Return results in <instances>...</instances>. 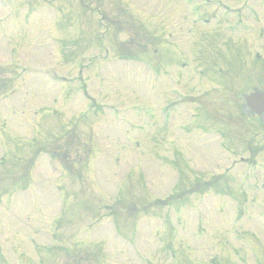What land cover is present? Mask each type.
Returning a JSON list of instances; mask_svg holds the SVG:
<instances>
[{
	"label": "rangeland",
	"instance_id": "374dc122",
	"mask_svg": "<svg viewBox=\"0 0 264 264\" xmlns=\"http://www.w3.org/2000/svg\"><path fill=\"white\" fill-rule=\"evenodd\" d=\"M259 87L264 0H0V264H264V191L177 195L188 168L169 150L217 174L229 164L192 153L218 144L216 130L264 148V117L236 102ZM42 148L91 158L60 174Z\"/></svg>",
	"mask_w": 264,
	"mask_h": 264
},
{
	"label": "flooded vegetation",
	"instance_id": "af4514ba",
	"mask_svg": "<svg viewBox=\"0 0 264 264\" xmlns=\"http://www.w3.org/2000/svg\"><path fill=\"white\" fill-rule=\"evenodd\" d=\"M209 74H207V76H208ZM228 89V88H227ZM253 116H256V114H254V113H251ZM262 117V116H261Z\"/></svg>",
	"mask_w": 264,
	"mask_h": 264
}]
</instances>
